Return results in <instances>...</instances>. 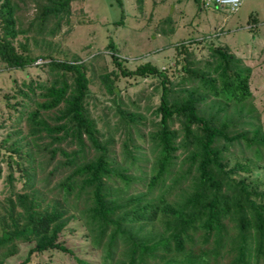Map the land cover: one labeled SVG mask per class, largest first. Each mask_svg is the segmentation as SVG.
Masks as SVG:
<instances>
[{
	"label": "trees",
	"instance_id": "obj_1",
	"mask_svg": "<svg viewBox=\"0 0 264 264\" xmlns=\"http://www.w3.org/2000/svg\"><path fill=\"white\" fill-rule=\"evenodd\" d=\"M73 1L41 0L35 13L38 33L51 20L53 26L45 34L54 35L70 15ZM114 1L121 8L120 20L114 22L119 24L123 2ZM193 2L198 8L205 4ZM16 10L14 0H0V61L8 68H25L41 58L38 65L46 66L53 78L24 83L25 89L18 90L35 107L17 112L18 120L28 124L27 150L18 148L21 144L7 147V182L12 185L16 179L15 164L23 189L10 191L0 215V264L17 252V242H34L18 264H26L34 252L68 251L58 242V234L74 216L84 220L105 264H264V176L251 178L252 169L264 160V128L251 103L252 68L227 46L212 41L208 58L195 62L190 45L197 41H181L174 45L181 77L173 83L164 69L149 61L130 69L110 39L106 48L114 68L101 75V82L114 96L124 124L122 147L129 162L120 168L107 143L100 141L89 113L85 61L33 56L26 44L18 51ZM163 23L169 29L161 28L163 34L174 32L170 17ZM138 77L159 78V100L153 110L159 119L149 133L150 172L137 166L139 174L134 175L127 169L136 170L144 154L133 144L132 131L142 138L139 125L146 124L142 114L122 107L116 87L120 78ZM42 111L55 112L52 122L42 117ZM43 138L48 141L41 142ZM87 144L95 150L89 159L84 155ZM232 146L239 147L237 156L243 158L230 163ZM40 151L47 152V163L57 152L64 158L49 171V175L60 168L69 171L58 183L62 200L46 201L43 191L34 187L35 155ZM135 183L142 188L135 189ZM117 249L121 256L114 262Z\"/></svg>",
	"mask_w": 264,
	"mask_h": 264
},
{
	"label": "rangeland",
	"instance_id": "obj_2",
	"mask_svg": "<svg viewBox=\"0 0 264 264\" xmlns=\"http://www.w3.org/2000/svg\"><path fill=\"white\" fill-rule=\"evenodd\" d=\"M17 4L16 19L20 33L14 40V45L20 51V44H26L29 53L50 54L54 58H80L85 61L87 74L90 78L91 97L87 106L91 117L95 120L102 143H107L109 154L119 164L120 168L128 166L129 159L125 158L122 147L124 124L116 111L114 96L108 93L101 82V75L110 73L113 65L110 62V52L106 48L109 40H113L118 48L119 55L127 59V65L134 69L138 64L149 61L159 69H164L168 77L177 83L181 77L180 55L176 53L175 44L185 41L191 43L193 61L208 58L209 42L227 46L237 57L252 68L250 89L251 103L257 109L260 122L264 128V0H242L236 12L215 10L203 6L198 8L193 0H122L123 19L120 20L121 8L114 0H75L71 3V12L61 20V26L54 35H46L53 22L46 23L45 31L36 30L35 13L41 0H14ZM170 17V26L173 33L163 34L164 28L169 31L163 20ZM32 23V24H31ZM42 62L38 58L25 68H8L0 61V215L8 205V195L13 190L22 188L23 177L14 164L15 181L12 185L7 182L9 167L6 156L7 147L18 146L27 150L30 137L28 124L25 119L18 120L20 110L34 108L32 101L24 99L19 89H25L24 83L30 81L40 83L53 78L46 66L38 65ZM159 78H120L116 89L122 107L135 110L142 114L146 125H139L142 138L132 131L133 144L141 146L143 159L135 165V169H127V174L138 175L137 166L145 172H150L153 162L152 145L149 133L153 129L152 122L159 118L153 115L154 107L159 100ZM116 97V98H117ZM37 100H42L37 98ZM9 102V106H7ZM31 107V108H30ZM207 109L206 105L202 106ZM18 112V113H17ZM42 117L52 122L55 112L42 111ZM178 124H175V127ZM28 135V136H27ZM22 140L17 143L16 140ZM48 141L43 138L41 142ZM66 145V143H64ZM74 148V147H72ZM230 158L233 163L237 158L242 159L239 147L232 146ZM247 155L249 153H246ZM85 159L92 158L95 150L87 144ZM12 158L16 157L12 154ZM34 164L36 165L35 188L46 195V201L56 198L63 199L58 183L68 174L65 168H60L53 175L49 171L60 164L64 158L57 152L53 161L47 163V152L40 151ZM13 159V160H15ZM25 161V160H24ZM23 164H26V162ZM139 161V160H138ZM259 167L252 169L251 178L264 176V160ZM127 168V167H126ZM123 184V181L119 180ZM135 189L142 188L133 184ZM143 190V189H142ZM69 201L73 200L72 196ZM83 197L78 200L80 206ZM1 230V227H0ZM58 242L68 251L48 249L43 252H34L29 256L26 264H81L83 260L90 264H105L102 249L92 243L88 227L82 218L74 216L58 234ZM17 252L4 258L2 264H18L28 256V251L34 242H17ZM121 251H115L114 262L120 258Z\"/></svg>",
	"mask_w": 264,
	"mask_h": 264
},
{
	"label": "built area",
	"instance_id": "obj_3",
	"mask_svg": "<svg viewBox=\"0 0 264 264\" xmlns=\"http://www.w3.org/2000/svg\"><path fill=\"white\" fill-rule=\"evenodd\" d=\"M241 1L242 0H205L204 6L206 8L210 7L218 10H225L229 13H233L238 10Z\"/></svg>",
	"mask_w": 264,
	"mask_h": 264
}]
</instances>
